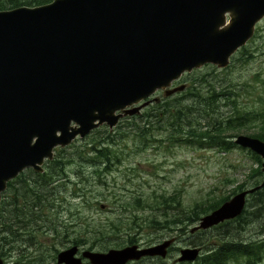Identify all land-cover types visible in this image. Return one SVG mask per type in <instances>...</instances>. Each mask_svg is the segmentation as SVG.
Returning a JSON list of instances; mask_svg holds the SVG:
<instances>
[{
	"label": "water",
	"instance_id": "95a60500",
	"mask_svg": "<svg viewBox=\"0 0 264 264\" xmlns=\"http://www.w3.org/2000/svg\"><path fill=\"white\" fill-rule=\"evenodd\" d=\"M264 17V0H52L0 11V194L18 173H42L53 150L90 131L114 128L180 78L205 65L226 68ZM260 160L264 142L244 135L231 141ZM245 192L203 215L190 230L238 216ZM264 241V239H263ZM172 240L138 248L82 251L89 264L164 259ZM76 248L59 251L56 264H83ZM196 248L179 250L193 262ZM1 264V261H0Z\"/></svg>",
	"mask_w": 264,
	"mask_h": 264
},
{
	"label": "rangeland",
	"instance_id": "374dc122",
	"mask_svg": "<svg viewBox=\"0 0 264 264\" xmlns=\"http://www.w3.org/2000/svg\"><path fill=\"white\" fill-rule=\"evenodd\" d=\"M0 5L7 7L8 3L0 0ZM252 36L244 46V50L250 54L245 61L230 62L224 70L203 66L189 77L183 76L178 85H184L186 89L191 85L190 80L206 74L203 77L210 80L217 90L220 88L230 90L232 94L229 98L220 99L218 102L219 116L222 118L230 115L233 110L244 113L263 108L264 20L256 26ZM235 58H240V55L237 53ZM192 85L195 88H205L198 81ZM183 91L171 96L177 97ZM153 98L156 101L152 103H157V100L161 99L157 94ZM150 102L147 103L146 108ZM145 107L139 113H142ZM152 122L149 128L144 129L128 127L121 120L111 131L102 126L97 132L82 139H75L68 147L61 149L59 157L62 156V165L55 169H48V165L47 167L44 165L42 178L28 177L27 173H24L22 177L27 176L26 186L17 192L16 196L24 199V202L21 201L23 204L31 203L33 208L32 210L28 207L15 208L12 221L7 222L5 202L2 214L4 220L0 222V226L10 225L13 231L21 233L41 228V232L31 233L30 241L24 243L17 235H0L1 241L12 239L10 244L12 253L7 254L8 257L4 256V259L6 258L4 262L8 264L7 258H9V264H55L52 247L60 248L55 241L66 231L70 235L85 239L94 248L108 247L120 241L121 245L125 246L127 244L124 241L128 239L134 244L136 242L150 244L153 241L149 242V240L155 236L165 233L164 237L168 238L171 232L151 234L149 230L143 231L145 227L139 229L142 227L140 218L146 220L152 217L159 218L158 215L162 211L157 212L156 209L141 211L138 199L140 204L155 207L157 201H160L159 196H162L168 198V205H176L182 209V212L194 209L198 212L206 209L212 201L224 198L229 200L239 191L237 189L240 186L241 189L253 186L254 182L250 174L251 170L256 168V163L249 155L250 151L239 149L237 146L224 151L220 148L199 149L183 144H169L165 139L166 133L163 128L157 127L153 118ZM244 128L235 130L231 134L251 137L257 130L256 125L252 123H247ZM103 130L108 133H104ZM142 130H145V134H141ZM105 136L113 140V144L108 146V162L90 151L93 148L92 144L95 149H99L102 145L101 141L97 140L105 139ZM55 156L56 151L53 152L52 157ZM47 177L48 181L45 180ZM248 203L249 212L255 213L256 208L253 207L255 197L250 195ZM33 210L39 212L33 213ZM259 210V219L253 218L251 226L257 232L263 231L264 226V207ZM23 211L27 216L31 213L34 216L38 215V220L44 226L38 228L34 224L23 226L19 220L28 221L27 216L24 219ZM167 213L174 214L170 210ZM78 214L80 216L76 220ZM175 218L171 217V222ZM196 225L197 222L185 227L183 233L179 235L174 231V235L178 236V248L186 247L185 245L190 242H192L190 246L194 245L200 240L198 246L201 248L218 244L214 238L215 233L218 230L230 231L232 227V224L224 222L219 225L223 227L216 232L214 231L216 227H213L204 233L205 238H201L194 237L189 232ZM259 235H255L254 241L261 240L263 235ZM174 257L176 255L172 253L164 259L143 264H157L165 260L170 264ZM259 257L256 264H264V251ZM243 262L247 263L246 259Z\"/></svg>",
	"mask_w": 264,
	"mask_h": 264
},
{
	"label": "trees",
	"instance_id": "16d2710c",
	"mask_svg": "<svg viewBox=\"0 0 264 264\" xmlns=\"http://www.w3.org/2000/svg\"><path fill=\"white\" fill-rule=\"evenodd\" d=\"M52 0H6L9 8H15L17 6H39L43 4H47ZM4 8L0 5V9ZM240 55V58L236 59L235 56L230 59V62H234L236 60H246L249 57V53H247L244 48L237 51ZM237 53L235 55H237ZM229 66V65H228ZM225 69V68H224ZM222 69V70H224ZM213 68H211V71ZM221 70V71H222ZM199 70H193L192 73L186 74V78L189 77L194 72H198ZM206 74H201L198 77L189 81L191 85H189L184 91L180 93L177 97H164L162 94L160 95L161 99L157 103L150 102L149 106L142 113L133 116H125L121 119V122H125L128 127L132 128H149L153 122L152 118L155 119V123L157 127L163 128V131L166 133V141L169 144H183L190 147H197L199 149H211L216 148L224 151H228L234 148V144L230 142V139L235 137L237 134H231L235 130L245 129V125L247 123H252L256 125V132L254 136H251L259 141L264 142V107L258 110H254L251 112L237 113L234 110L231 111L230 115L225 118L219 116V105L218 102L220 99L226 100L232 94L230 90H226L217 88L213 83H210V80L205 79L203 76ZM208 75V74H207ZM184 76V78H185ZM183 78V79H184ZM198 81L205 88H195L192 84ZM175 95V94H174ZM172 97V98H171ZM227 104V102H225ZM232 110V108H231ZM138 121L137 123L135 121ZM115 128V127H114ZM108 130V129H107ZM97 129H94L89 132L92 134L97 132ZM111 131V130H109ZM104 133L106 130H103ZM102 133V134H104ZM88 134V135H89ZM141 134H145V130L141 131ZM87 136V135H86ZM85 136V137H86ZM83 137V138H85ZM97 141H101V147L99 149H95L92 144V149L90 151L92 153H96L97 157L103 158L106 162L109 161L108 155V146L113 144V140H110L108 136L101 138ZM97 143V142H96ZM95 143V144H96ZM68 147V146H67ZM237 148V147H236ZM240 149V148H239ZM243 150V149H242ZM56 156L53 157L52 160L46 162V167L48 165V169H55L62 165L60 156L62 150L57 149ZM253 162L256 163V168L251 170L250 177L253 179V186H257L261 179L260 172V159L254 155L253 153H249ZM59 157V158H58ZM46 169V168H45ZM104 170H106L104 168ZM37 177L42 178V174H36ZM46 181L49 180L47 177ZM241 189V186L238 187L237 191ZM264 187L259 191L254 193V196L258 199L257 204V214L260 215L259 208L264 207ZM17 198L16 194L14 196ZM160 201H157L155 207L151 205H147L144 203L140 204V199L137 200L139 203V210L144 211L145 209L154 210L157 212L160 210L159 218L152 217L150 219L140 218L141 226L139 229L144 228L143 231L149 230V233H161L162 231L168 232H178L179 234L183 233V229L185 227L194 225L198 218L202 215H206L212 210L216 209L220 204L225 202L228 198L215 200L210 203L204 210L194 209L189 212H182V209H179L176 205H168V198H164L159 196ZM254 207V205H253ZM28 208L32 210L31 203H28ZM170 210L173 213L168 214L167 211ZM173 214V216H172ZM22 216V215H21ZM72 214L69 215L71 217ZM78 214L76 216V220L78 219ZM38 217V216H36ZM171 217H176L171 222ZM256 217V215H255ZM133 219H136L133 217ZM22 221V220H19ZM69 232H65L62 234V237L59 241L60 249L67 248L71 245L78 244L84 247H92L87 241L83 238H78V236L70 235ZM143 233V232H142ZM53 235V234H52ZM56 235V233H54ZM171 235V233H170ZM169 235V236H170ZM221 236L224 235L220 234ZM165 233H161L155 236L153 239H150L149 242L159 241L162 239H166ZM229 237V234L227 235ZM75 237V238H74ZM225 236H222L224 238ZM126 242L127 245L134 244L131 239H128ZM61 243V245H60ZM192 242H190L191 244ZM121 241L114 245L105 247V246H97L95 249L99 251L121 248ZM192 246V245H191ZM262 248V246H261ZM259 249L258 252L254 251V254H243L241 250H232L228 249L226 252H220L221 249L211 248L209 251H205V255H203L200 260L196 264H230V263H243L244 259L248 261L250 264H256L260 257V252L263 249ZM57 250L52 247V253L55 255ZM209 252V253H208ZM231 259V260H229ZM230 262V263H229ZM160 264V263H157Z\"/></svg>",
	"mask_w": 264,
	"mask_h": 264
},
{
	"label": "flooded vegetation",
	"instance_id": "af4514ba",
	"mask_svg": "<svg viewBox=\"0 0 264 264\" xmlns=\"http://www.w3.org/2000/svg\"><path fill=\"white\" fill-rule=\"evenodd\" d=\"M3 7L4 8L0 9V11L1 10L12 9V8H9L8 6L7 7L3 6ZM17 7H20V6H17ZM25 7H27V6H25ZM32 7H34V6H32ZM263 20H264V17L254 26L253 35L255 33L256 26ZM247 42H246V44H247ZM244 46L239 48L238 50L244 48ZM235 54L231 58H233L235 56ZM190 73H187V74H190ZM185 75L186 74H184L183 76H185ZM178 83H173L172 87L177 86ZM156 94L158 96H160L161 94L163 95L162 91L155 93V95ZM54 150H56V149H54ZM44 165L46 166V161H44L42 166H41L42 170H43ZM24 173L25 174L27 173L28 177L36 176V174H41V173L34 172V171L30 170V169H25L21 173H18L15 178L9 180L6 183V187H5L4 191L0 194V222H2L4 220L2 214L4 213L3 207H4V203L5 202H6V207H7V216H6L7 222L8 221H12L13 211H15V208L20 207L21 209H24V208L28 207V203L27 204L21 203V201L24 202V199L22 197H21V199L14 197L17 192L21 191L23 189V187L26 186L25 177L27 178V176L22 177V175ZM254 187L255 186H252V187H250L248 189L243 188V189H240L238 192L235 193V194H237L239 192H245V197H244V204H243L242 210L239 213V215L234 217L231 220H227V221H223L222 222V223L227 222V223L232 224V227H231L230 231L229 230H224V231L223 230H218L221 227H223V226H219L222 223H219L218 225L214 226V227H216L214 231L216 232V230H218L217 233H215V235H214V238L216 239L218 244H214V245L208 246L206 248L205 247L201 248V247L198 246L199 242L201 241L200 240L199 242H197L194 245H192V247L190 246V244H188V245H185L186 247L178 248L177 247V237L178 236L174 235V231H173V232H171V235L168 236V238L166 237V239H162L161 241H153L150 244L149 243L136 242L135 244H132V245L137 246L138 248H144V247H148V246L159 244V243L163 242L164 240H169L170 239V240H172V242H171V244L169 245V247L166 250V256L165 257L171 256L172 253L176 255V257H174L171 260L170 264H196L200 260V258L203 255L206 254L205 251L207 252V251H209L208 249H211L213 247L214 248L218 247V249H221L220 252H226L228 249H232L233 251L234 250H241L243 254H248V255L254 254V251L258 252V250L261 248V246H262L261 249H263V251H264V241H263V239H264V226H263V231H261V232H257L256 230H253L251 228L252 223H253V218L259 219V215L257 214L256 209H255V213L249 212V203H248V201H249L250 195L255 197L254 206H256V208H257V204H258V199H257L256 196H254V193L259 191L260 189L254 191L252 193H247V191L253 189ZM263 197H264V195H263ZM250 206H252V204H250ZM34 212H39V211L33 210V213ZM33 213H31V215L27 216V213L23 211L22 215L25 216L24 219H26V216H27L28 221L25 220V222H22V221H19V222L22 223L23 226H27V225H30V224H34L37 228L44 226L43 224L40 223L41 221L38 220L39 218L34 216ZM255 215H256V217H255ZM21 220H23V219H21ZM211 229H213V227L207 228L205 230H197L198 232L194 231V232H192V235L194 237L198 236V237H201V238H205L204 233L206 231H208V230H211ZM36 231H39V233H40L41 232V228H38V230H35V229L27 230L25 233H21L19 231H13L11 229L10 225L4 226V227L0 226V235H5V234L7 236L17 235V236H19L22 239L23 243L30 241V239H31L30 234L34 233ZM223 233H224V235H222V236H225L224 238H222V236L220 235V234H223ZM228 234H229V237L227 236ZM258 234H260L259 236L263 235V237L260 238L261 240L254 241L255 235H258ZM33 239L34 238H32V240ZM256 239H257V237H256ZM6 241H1L0 240V261H1V264H7L6 262H4L5 259H6V258L4 259V256L6 255V257H8L7 254H11L12 253V248L10 247V244L12 243V239L10 241H8V240H6ZM59 241H60V238L55 241L57 243V245H59ZM60 245H61V243H60ZM71 246L76 248V251H75V254H74L75 258H79L81 263H83V264H89V263L85 259L80 257L82 251H92V252H105V251H107V250L99 251V250L95 249L93 246L92 247H88V246L84 247V246H80L78 244L71 245ZM71 246H69V247H71ZM125 246H131V245H125ZM125 246H121V248H123ZM195 247L198 250V257L193 262H177L176 259L178 257L179 250L184 249V248H191L192 249V248H195ZM197 247H199V248H197ZM59 249H56L57 252L55 253L54 256H56V254L59 251L63 250V249H60V250ZM64 249H66V248H64ZM115 249H119V248H115ZM203 250H204V252H203ZM262 252H260L259 255H261ZM8 259L9 258H7V262L9 264V260ZM158 259H160V258H158V257H152V258L143 257V258H140V259H138L136 261L126 262L125 264H132V263H134V264L135 263L136 264H143V263H146V262L151 263L153 261H158ZM229 260H231V259H229ZM54 261H55V257H54ZM159 263L160 264H168V261L165 260V262H159ZM235 264H249V263L247 261V263L246 262H243V263L237 262Z\"/></svg>",
	"mask_w": 264,
	"mask_h": 264
}]
</instances>
